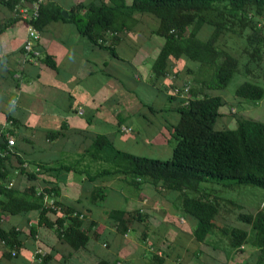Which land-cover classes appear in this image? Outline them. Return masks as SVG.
I'll use <instances>...</instances> for the list:
<instances>
[{
    "label": "trees",
    "instance_id": "1",
    "mask_svg": "<svg viewBox=\"0 0 264 264\" xmlns=\"http://www.w3.org/2000/svg\"><path fill=\"white\" fill-rule=\"evenodd\" d=\"M0 1L12 13L18 3V0ZM108 1L111 5L105 4L104 0L77 4L72 7L68 19L63 18L58 5L45 1L40 6L38 19L32 24L41 33L51 23L68 22L85 40L101 46L106 42L107 34L130 31L137 21L136 16H152L157 23L151 28V35L162 42L151 66L154 81L170 73L171 60L187 61L183 73L191 75L190 81L171 88L176 101L173 111L177 114L176 122L168 128L170 136L176 140L172 156L166 160L137 156L115 149L106 138L96 137L84 153V156L92 160L98 158L102 162L95 171L89 164L85 169L73 165H39L27 171L21 162H18V167L14 166L15 159L19 157L15 156L13 147L0 157V258L8 261L18 259L25 252L26 241L32 239L37 243L33 259L39 264H72L70 259L74 253L81 249L91 252L92 243L110 248L115 235L123 238L134 230L130 227L133 223L143 227L142 242L148 240L147 233L151 229L141 209H111L106 218L107 225L114 230L99 233V224L94 220L88 222L90 209L82 212L62 203L57 175L78 172L85 173L90 181L99 180L100 176L106 182L117 178L115 182L121 186L130 184L139 189L147 184L158 193L173 194L175 202L171 201V204H180L183 217L192 223L190 229L195 241L210 246L214 251L219 250L222 247L216 246L215 238L220 234L228 238L230 250L241 252L245 245L253 247L252 264H264V206L254 215L238 213L237 221L248 229L236 226L218 228L215 224L223 205H233L241 210V205L225 199V192L236 190L238 186L264 189V123L234 116V128H215L218 120L224 117L221 110L226 106L220 92L226 90L235 75L254 79L236 88L234 94L237 98L250 102L264 99V87L255 83L256 71H260L264 64V0ZM17 20L13 18L6 24H0V33ZM226 36L232 37L233 43L239 45L238 55L224 50L222 45L226 39L222 45L221 40ZM105 46L110 49L111 43L107 42ZM243 57L246 61L241 70L239 63ZM44 62L56 68L50 57L46 56ZM184 86L188 87L186 93L183 92ZM6 135L0 133L1 149L5 148ZM41 175L54 176L56 180L46 182L47 179ZM114 185L97 187L93 191L89 201L91 209L104 208L109 198L114 203L115 197L111 194ZM47 201L52 203L47 205ZM30 213L36 214L35 222L27 220L21 226H3L5 217ZM40 228L51 233L56 242L69 251L38 241ZM152 248H155L149 252L152 263L147 264H164V258L178 261L181 256V249L178 255L173 249L170 255L164 253L162 257L161 249ZM172 254L174 256L171 257ZM146 255L147 251L139 249L134 259H142ZM119 258L110 252L96 264H121L123 257Z\"/></svg>",
    "mask_w": 264,
    "mask_h": 264
},
{
    "label": "crops",
    "instance_id": "2",
    "mask_svg": "<svg viewBox=\"0 0 264 264\" xmlns=\"http://www.w3.org/2000/svg\"><path fill=\"white\" fill-rule=\"evenodd\" d=\"M47 1L55 3L67 14L64 19H68L72 7L77 4L99 2ZM104 2L111 5L108 0ZM13 18L17 17L0 3V24H6ZM135 19L137 21L130 31L107 34L106 42L101 46L85 40L71 23H51L40 33L36 45L40 59L35 64L27 61L23 53L27 36L24 22L18 19L0 33V133L7 134L15 141L14 152L19 159L14 158V166L18 167V162H21L28 171L39 165H73L85 169V165L89 164L95 171L102 162L98 158L92 160L84 156V153L96 137L110 140L114 147L116 140H122L131 149L166 141V131L176 122L172 117L177 119L173 111L176 101L171 88L187 81V76L183 74L187 66L178 65L179 60H171V69L175 66L174 74L170 69L165 78L154 81L151 66L162 45L159 38L151 35V28L155 27L157 21L150 15L136 16ZM107 42L111 43L110 49L105 46ZM46 56L54 62L55 69L44 62ZM174 62L177 65L172 66ZM147 71L151 80L148 84L143 81V74ZM168 85L171 86L168 88ZM160 95L164 98L159 103L160 108H156ZM138 115L144 118L149 115V125L143 124L141 129L134 132L129 120ZM157 119L159 125L153 126L149 132L145 131ZM122 128H129L130 132H124ZM132 132L137 135V140L127 139L126 136ZM140 132L146 136L143 137ZM116 147L121 148L118 145ZM133 155L141 156L137 153ZM57 176L60 180L57 184L59 199L63 198L65 202L60 200L62 203L82 212L90 209L88 222L96 221L99 233L107 229L114 230L107 225L106 217L112 208L109 203L100 210H93L89 201L97 187L107 188L117 178L106 182L100 176L99 180L90 181L85 173L78 172ZM129 202L132 207L135 205L133 201ZM27 220L35 222L36 214L5 217L3 226H21ZM39 238L49 247L56 246L61 251H69L43 228L38 230ZM118 240L121 241L122 237L117 234L111 239L110 248L92 243L91 252L81 249L70 260L73 264H85L84 257L88 254L92 257L89 264H96L100 259L108 257L110 252L117 256L120 247ZM36 247L37 243L29 239L23 255L10 261L0 258V264H39L33 259ZM119 257L122 258L121 253ZM253 262L254 259L247 263Z\"/></svg>",
    "mask_w": 264,
    "mask_h": 264
},
{
    "label": "rangeland",
    "instance_id": "3",
    "mask_svg": "<svg viewBox=\"0 0 264 264\" xmlns=\"http://www.w3.org/2000/svg\"><path fill=\"white\" fill-rule=\"evenodd\" d=\"M202 37L203 36H201V38ZM225 39L226 43L222 45V41ZM233 42L234 40L232 37L226 36L225 38H222L221 45L223 46L224 50L231 52L235 56L239 54V45H237L236 43L234 44ZM245 61L246 59H244V57L240 59L239 69L242 68V66L245 64ZM175 63L176 62H174L172 66L177 65V63L180 66H187V61L183 59H180L176 64ZM174 69H171L172 74H174ZM256 72V74L258 75L255 76V83L264 87V64L261 65V70H258ZM148 73L149 72L147 71L146 74H143V81L147 84L151 81ZM125 76H127L126 73ZM187 78V80L190 81L191 75L187 76ZM252 80L254 79L244 78L243 75L237 74L233 77L226 90L223 93L220 92V94L226 101V106H224L221 110V113L224 114V117L219 119L217 124L215 125V128L217 130L223 128H234V116H239L243 117L244 119L264 123V99L258 102H250L237 98L234 94L236 88L241 83L253 82ZM158 98L159 102L156 104V108H160L159 103L163 101L164 97L160 95ZM145 117L146 118H144L143 115H138L134 118H130L129 123H132L131 125L134 132L141 129V126L143 124L145 126L149 125L148 122L150 117L149 115ZM175 118L176 117L173 116L172 120L175 121ZM158 123V119L156 121H152L150 127H146L145 131L149 132L153 126L159 125ZM123 124L128 123L124 122ZM122 130L125 132H129L130 129L127 128L125 130V128H122ZM134 132H132L131 135L126 136L127 139L137 140L138 137H136L137 135ZM170 132L171 131L169 130L165 133L167 136L165 139L166 141L157 144L150 145L145 143L146 145L142 148L139 147L137 149H131V146L126 145L124 142H122V140L120 142L116 140V146L118 145L121 148L116 146L115 148L122 151L131 152L132 154L137 153L141 156L151 159L166 160L171 158L173 148L176 144V140L172 136H170ZM142 133L141 135L143 137L146 136L144 132ZM117 137L121 139L120 135H117ZM41 176L43 177V175ZM45 179H47L46 182H53L56 178L54 176L52 178H48L46 175ZM84 187L85 189L87 188V186H83V188ZM112 188L114 190L110 192L113 193L112 196L115 197V199L113 200L114 203H112V201H110L111 199L109 198L108 205L112 207L111 209H115L116 207L122 208L123 205V208H126V211H128V208L132 209L130 211H134L133 209L139 208L145 213L146 222L149 223L151 229V231L149 230L147 233L148 240H145V243H143L141 239V231L143 230V227L138 223H133L130 226L133 227L134 230H131L127 236H124L121 240L122 242L118 240V244H120V247L119 250L117 249V256L119 257L121 253L123 259L125 258L124 262L126 264H147L148 262H151L149 258L150 256H152V254L149 252H152L155 249L152 247L161 249L162 257L164 253H169L170 255V251L173 249L174 254L178 255L181 249V256L179 255L180 258L178 261L175 258H164L166 259V262H164V264H247L249 260L252 261V259L254 258L255 249L253 247L245 245L241 249V252L230 250L228 248V238L221 236L220 234L215 238L218 244L216 246L222 247L219 250L214 251L210 246H203L195 241L190 229L192 223L190 222V220L183 217L180 204H175L174 206H172L171 204V201L172 203L175 202L173 201L175 198L173 194H168L167 192H164L163 194L158 193L155 189H152L147 184L142 185L139 189H136L130 184H123L121 186V183L115 182V185ZM224 196L225 199L241 205V210L233 205L228 204L220 207V213L215 220V224L218 228L236 226L239 228L248 229V226H245V224L237 221L238 213L242 212L245 214L249 213L254 215L264 206V189L252 188L249 186H238L236 190H228L227 192H225ZM73 197L76 196L74 195ZM46 200L47 197H45L44 201ZM60 200L64 202L63 198H60ZM130 200L135 203V205L133 206L135 208L132 207V204L130 202L127 203ZM51 203L52 201H47V205H50ZM178 209L180 210V212H176V210ZM158 230L160 231L157 232ZM163 230H166V232L163 233ZM37 240L40 241L41 239L39 238ZM34 242L36 243V241ZM139 249L147 251V255L144 258L142 257V259L138 257L134 259L135 253ZM172 256L174 255L172 254L171 257ZM91 258L92 257H89V255L87 254L84 257L85 264H89ZM131 258L134 259V261L129 260ZM122 263L123 261H121V264Z\"/></svg>",
    "mask_w": 264,
    "mask_h": 264
},
{
    "label": "built area",
    "instance_id": "4",
    "mask_svg": "<svg viewBox=\"0 0 264 264\" xmlns=\"http://www.w3.org/2000/svg\"><path fill=\"white\" fill-rule=\"evenodd\" d=\"M45 1L46 0H18V3L15 5L13 11L15 17L24 22L26 25L27 36L23 44V53L27 61L34 64L40 59V52L36 47L40 40V32L33 26L32 23L38 19L40 6ZM184 87L183 92L186 93L188 87ZM173 93L175 94V92ZM5 139L6 145L5 148H0V157H4L7 152L11 151V149L15 146V141L12 137L6 135Z\"/></svg>",
    "mask_w": 264,
    "mask_h": 264
},
{
    "label": "water",
    "instance_id": "5",
    "mask_svg": "<svg viewBox=\"0 0 264 264\" xmlns=\"http://www.w3.org/2000/svg\"><path fill=\"white\" fill-rule=\"evenodd\" d=\"M61 15L63 16V18H67V14L65 12H61Z\"/></svg>",
    "mask_w": 264,
    "mask_h": 264
}]
</instances>
